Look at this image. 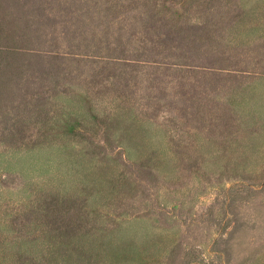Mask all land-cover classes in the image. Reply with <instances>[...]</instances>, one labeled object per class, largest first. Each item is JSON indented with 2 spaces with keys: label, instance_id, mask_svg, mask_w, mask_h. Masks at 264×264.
I'll use <instances>...</instances> for the list:
<instances>
[{
  "label": "rangeland",
  "instance_id": "374dc122",
  "mask_svg": "<svg viewBox=\"0 0 264 264\" xmlns=\"http://www.w3.org/2000/svg\"><path fill=\"white\" fill-rule=\"evenodd\" d=\"M0 264H264V0H0Z\"/></svg>",
  "mask_w": 264,
  "mask_h": 264
}]
</instances>
